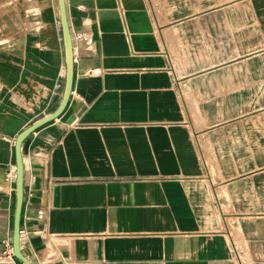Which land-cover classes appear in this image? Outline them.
<instances>
[{"label":"crops","instance_id":"1","mask_svg":"<svg viewBox=\"0 0 264 264\" xmlns=\"http://www.w3.org/2000/svg\"><path fill=\"white\" fill-rule=\"evenodd\" d=\"M65 1L72 93L22 145V253L264 264V0ZM65 86L59 0H0V255L16 138Z\"/></svg>","mask_w":264,"mask_h":264},{"label":"water","instance_id":"2","mask_svg":"<svg viewBox=\"0 0 264 264\" xmlns=\"http://www.w3.org/2000/svg\"><path fill=\"white\" fill-rule=\"evenodd\" d=\"M60 4V16L62 22V28L64 33L65 42V54H66V86L64 96L59 108L51 115L36 122L23 130L16 138L15 141V156H16V208L14 215V226H13V240L12 249L13 255L17 261L22 264H32L31 261L22 253L20 246L21 230L20 220L21 212L24 201V163L22 156V145L23 142L32 135L41 126L57 119L65 110L72 93V86L74 81V49L70 27L68 24L67 13H66V1L59 0Z\"/></svg>","mask_w":264,"mask_h":264},{"label":"built area","instance_id":"3","mask_svg":"<svg viewBox=\"0 0 264 264\" xmlns=\"http://www.w3.org/2000/svg\"><path fill=\"white\" fill-rule=\"evenodd\" d=\"M77 62V57L74 53V63ZM12 178V177H11ZM15 175L13 176V179ZM0 264H19L16 258L13 255V249L8 246L6 250L0 255Z\"/></svg>","mask_w":264,"mask_h":264}]
</instances>
